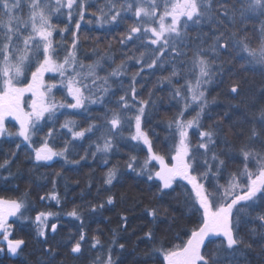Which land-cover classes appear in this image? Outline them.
<instances>
[{
	"label": "snow or ice",
	"instance_id": "6c2138e0",
	"mask_svg": "<svg viewBox=\"0 0 264 264\" xmlns=\"http://www.w3.org/2000/svg\"><path fill=\"white\" fill-rule=\"evenodd\" d=\"M24 2L28 9L26 17L21 13L22 0H0V138L13 135L22 138L21 143L31 148L37 163H47L56 157L71 163L66 155L69 142L66 141L59 150L50 143L55 125L49 122L57 119L60 109L87 110V105L105 104V96L111 91L109 79L125 75L126 66L122 62L100 76L99 70L112 60L109 53L97 52V58L91 64H85L79 58L81 23L85 22L89 10L88 0ZM237 4L238 7L233 6L230 10L227 5L221 4V11L216 7V0H107L105 7L91 13L101 27L104 24L125 23L131 14L133 23L120 43L132 42L130 47L138 49L126 59L135 60L140 67L131 76L129 89L119 96L115 107L108 108L104 119L106 129L99 128L96 123H89L86 128L78 127L72 119H65L60 127L67 129L72 140H83L94 130L99 131L103 143L96 145V151L105 154L115 147L113 141L128 131L129 139L147 146L148 156L138 166H135L136 157H130L127 167L132 171H137L138 167V175L146 174L149 181H158L156 187L161 194H165L166 190L174 192L179 187L190 197L189 210L195 209L201 219L184 233L188 237L186 240L177 235L174 240H179L178 243L165 245L160 242V246L153 249L156 255L162 257L161 264H225L221 250L226 249L229 257H235L241 253V245L245 243L239 235L241 213L247 214L257 204H264V107L253 116L254 123L247 137L249 142L261 141V149L254 147L253 143L242 145L238 149L242 156V167L238 172H227L223 183L220 178L222 172H226L225 159L215 150L217 138H221L226 147L230 146L224 139L220 124L208 128L202 125L206 109L210 103H215V98L209 100L207 97L204 85L211 84L217 74L223 75V63L216 67L221 54L229 56L230 50L235 49L246 54L241 58L246 59L249 65L264 71V21L259 23L258 46L255 47L248 40L246 32L241 34L228 30L234 29L237 16L242 26L253 18H264V0H237ZM61 17L64 19L61 20ZM86 22L93 23L92 20ZM205 24L214 26L212 42L206 48L200 34V26ZM193 31L197 32L194 38L191 35ZM57 33L60 34L59 40L55 38ZM64 33L71 36L70 43L66 41ZM196 41L199 44L191 60L194 69L198 70V76L194 82L187 81V95L178 88L175 91V96L183 101V107L174 119L168 121V127L174 128L173 139L168 146V160L164 154L154 150L149 133L143 127L149 101L137 97L136 77L145 68L153 69L158 65L163 66L166 61L186 56L185 50L190 49ZM49 73L58 75V84L71 102L57 101L53 89L58 84L45 81ZM178 75L179 71L173 67L171 76L163 79L171 83V78ZM240 88L238 80H232L228 85L230 93L236 96ZM26 94L30 96L28 111L23 106ZM192 104H196L198 110L195 116L186 119L184 113ZM8 117L19 122L16 133L7 130L5 120ZM257 123L259 128L256 127ZM46 126L49 130L45 137L39 146L33 147V137ZM193 128L198 130L199 137L195 145L189 136ZM19 147L20 144H17ZM81 158L86 159L87 156ZM153 161L159 165L155 170L149 168ZM104 162L107 163L106 158ZM8 163L5 161L0 167H6ZM116 172L115 167L109 170L106 184H112ZM209 176L214 178L211 183H208ZM177 181L181 183L178 185ZM41 199L60 203L56 191ZM107 203L112 204L113 197L109 196ZM27 208V193L18 199L0 198V244L3 245L0 246V253L5 248L13 256L21 252L25 241L13 238V225L9 223V218L15 217L17 221L27 219ZM92 210L95 211V208ZM149 214L155 220L160 213L157 209H151ZM58 215L51 211H40L35 215L33 222L39 237L46 240L49 230L53 234L57 232L58 221L54 218ZM67 215L81 219L76 209ZM50 219L53 220L51 224L48 223ZM122 219L126 221L127 217ZM256 219L261 221L260 227L264 229V214ZM252 231L255 232V229ZM145 235L153 239L151 231ZM84 240L85 234L82 232L70 244L72 254L81 253ZM100 244L99 237H93L92 246ZM212 245L216 246V251L210 253L209 247ZM119 247L123 249L124 245L120 244ZM48 252L51 256L52 250ZM104 264H114L111 249ZM227 264H235V260H229Z\"/></svg>",
	"mask_w": 264,
	"mask_h": 264
},
{
	"label": "trees",
	"instance_id": "16d2710c",
	"mask_svg": "<svg viewBox=\"0 0 264 264\" xmlns=\"http://www.w3.org/2000/svg\"><path fill=\"white\" fill-rule=\"evenodd\" d=\"M106 2L107 0H88L89 10L85 22L81 23L79 58L85 64H91L97 58V52L109 53L112 60L104 64V68L99 70V75H106L122 62L126 66V74L109 79L111 91L105 96V104L87 105V110L60 109L57 119L49 122L55 125L54 137L50 143L59 150L66 141L69 142L66 155L72 162L56 157L47 163H37L31 148L26 143H21V138L15 135L0 138V164L9 161L6 167H0V198L18 199L27 193L28 202V218L10 222L13 225V238L22 239L25 244L15 256L5 248V251L0 253V264H104L109 249L114 264H161L162 257L156 255L153 249L159 247L160 242L165 245L178 243L179 240H174L177 235L186 240L188 237L184 233L195 227L201 219L199 212L195 209L189 210L190 197L185 194L183 188L177 187L174 192L166 190L165 194H161L156 187L158 181H149L146 174L138 175V167L137 171L127 167L130 157H136L135 166H138L148 156L146 145L129 139L128 131H125L122 137H117L113 141L115 147L105 154L96 151V145L103 143L99 131L94 130L83 140H72L67 129L60 127L65 119H72L78 127L86 128L89 123H96L99 128L106 129L104 119L108 108L115 107L119 96L129 89L131 76L139 70L140 65L136 64L135 60L126 59L133 52H138V49L130 47L132 42L120 43L133 23L131 14L125 23L104 24L102 27L91 15L97 8L105 7ZM221 4L227 5L229 10L233 6L238 7L237 0H216L218 9ZM27 11V5L22 0L21 13L25 17ZM63 19L61 17V20ZM87 20H92L93 23L88 24ZM261 21H264V18H253L242 26L237 16L234 29L228 30H236L241 34L246 32L248 40L255 47L258 46L257 36ZM60 26L63 27L64 24L61 23ZM213 27L207 24L200 26L205 48L212 42ZM59 35L56 34L57 40ZM63 35L70 43L71 36L68 33ZM191 35L194 38L197 32L193 31ZM198 44L199 41H196L190 49H186V56L166 61L163 66L158 65L153 69L145 68L136 77L137 97L149 101L143 127L149 133L154 150L167 158H170L168 146L174 132V128L168 127V121L174 119L183 107V101L175 96V91L178 88L187 95V81L194 82L198 76V70L194 69L191 60ZM242 55L246 57V54L235 49L230 50L229 56L221 54L216 67L223 63V75L217 74L211 84L204 85L207 97L209 100L215 98V103H210L206 109L202 125L208 128L220 124L224 139L230 146L226 147L221 138H217L215 150L225 159L226 168V172L221 174V183L226 180L227 172H238L241 169L242 156L238 149L242 145L253 143L257 149L262 147L261 141L249 142L247 137L254 123L253 116L264 107V71L249 65L246 59L241 58ZM173 67L179 71V75L172 77V82L169 83L163 78L171 76ZM28 78L30 79V76ZM232 80H238L241 84L238 96L228 90ZM58 81L56 74L47 77L48 83L58 84ZM53 94L57 101L71 102V98L59 84L53 89ZM196 110L197 105L192 104L184 113L185 118L195 116ZM7 125L9 132L18 131L13 122H8ZM256 127L259 128L258 123ZM48 130L46 126L33 137V147L39 146ZM197 131L196 128L189 131L193 145L199 142ZM17 144H20L19 149ZM85 155L87 158L82 159ZM105 158L107 163L104 162ZM113 167L117 169L116 177L112 184L108 185L105 179ZM149 168L155 170L156 166L151 163ZM213 179L209 176L208 183ZM180 183L177 181L178 185ZM53 191L59 193L60 203L41 199ZM109 196L113 197L112 204L107 203ZM73 209L78 211L81 219L67 215ZM151 209H157L160 213L155 220L149 214ZM40 211L59 214L54 218L58 221L57 232L53 234L49 230L46 240L38 236L33 222L35 215ZM260 214H264V204H257L254 209H249L247 214L241 213L239 235L245 243L241 245V253H237L235 257H229L228 250H221L225 264L229 260H235V264H264V229L260 227L261 221L256 219ZM122 217H127V220L124 221ZM52 222V219L48 221L49 224ZM148 231L153 233V239L145 235ZM82 232L85 234V240L82 242L81 253L72 254L70 244L77 240ZM93 237H99L101 244L93 247ZM120 244L124 245L123 249L119 247ZM49 249L52 250L51 256ZM215 251V245L209 247L210 253Z\"/></svg>",
	"mask_w": 264,
	"mask_h": 264
},
{
	"label": "rangeland",
	"instance_id": "374dc122",
	"mask_svg": "<svg viewBox=\"0 0 264 264\" xmlns=\"http://www.w3.org/2000/svg\"><path fill=\"white\" fill-rule=\"evenodd\" d=\"M50 75H53L52 73H49V74H47L46 76H45V81L47 82V77L48 76H50ZM29 105H30V96H29V94H26L25 95V97H24V110L25 111H28V110H30L29 109ZM8 122H13L15 125H16V127H17V129L19 130V122L18 121H16L14 118H12V117H8L6 120H5V126H6V128L8 129ZM22 139V138H21ZM147 147V146H146ZM166 159H168V160H170V158H167V156H166ZM152 163H154V166H156V168H158L159 167V165L155 162V161H153ZM16 218L15 217H10L9 218V223L12 221V220H15ZM1 239H2V237H1Z\"/></svg>",
	"mask_w": 264,
	"mask_h": 264
}]
</instances>
